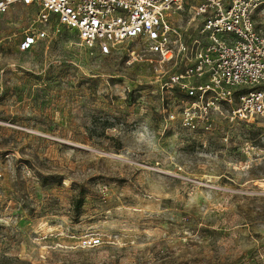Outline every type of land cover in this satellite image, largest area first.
Instances as JSON below:
<instances>
[{
  "label": "rangeland",
  "instance_id": "rangeland-1",
  "mask_svg": "<svg viewBox=\"0 0 264 264\" xmlns=\"http://www.w3.org/2000/svg\"><path fill=\"white\" fill-rule=\"evenodd\" d=\"M32 16L0 21V264H264V120L171 88L139 39L20 52Z\"/></svg>",
  "mask_w": 264,
  "mask_h": 264
},
{
  "label": "built area",
  "instance_id": "built-area-1",
  "mask_svg": "<svg viewBox=\"0 0 264 264\" xmlns=\"http://www.w3.org/2000/svg\"><path fill=\"white\" fill-rule=\"evenodd\" d=\"M187 1L191 17L180 28L174 18ZM16 5L33 9L20 52L46 40L50 30L73 32L100 56L139 39L161 63H183L171 88L208 107H228L237 121L264 120V0H0V21ZM84 243L95 247L100 240Z\"/></svg>",
  "mask_w": 264,
  "mask_h": 264
}]
</instances>
